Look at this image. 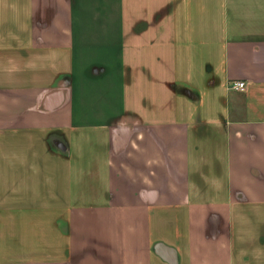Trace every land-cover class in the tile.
<instances>
[{
  "label": "crops",
  "instance_id": "0c3cea01",
  "mask_svg": "<svg viewBox=\"0 0 264 264\" xmlns=\"http://www.w3.org/2000/svg\"><path fill=\"white\" fill-rule=\"evenodd\" d=\"M0 264H264V0H0Z\"/></svg>",
  "mask_w": 264,
  "mask_h": 264
},
{
  "label": "built area",
  "instance_id": "2783aa9c",
  "mask_svg": "<svg viewBox=\"0 0 264 264\" xmlns=\"http://www.w3.org/2000/svg\"><path fill=\"white\" fill-rule=\"evenodd\" d=\"M246 81L245 80H243V79H237L236 81H232L230 84H229V88H231V89H235V90H237V89H241V90H243V89H245V87H246Z\"/></svg>",
  "mask_w": 264,
  "mask_h": 264
}]
</instances>
